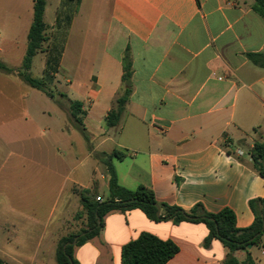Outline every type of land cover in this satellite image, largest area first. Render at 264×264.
<instances>
[{
  "label": "crops",
  "instance_id": "1",
  "mask_svg": "<svg viewBox=\"0 0 264 264\" xmlns=\"http://www.w3.org/2000/svg\"><path fill=\"white\" fill-rule=\"evenodd\" d=\"M253 2L46 0L47 40L34 58L42 57V72L49 67L52 83L67 85L70 105L82 102L90 140L74 118L66 119L55 93L50 98L42 92L57 105L42 109L49 121L36 136L46 143L39 148L43 154L13 156L23 165L38 161L48 173L43 192L57 197L49 208L25 198L0 200L1 259L55 264L57 243L68 236L70 225L71 206L64 196L73 186L91 189L96 181L100 199L110 197V175L96 152L127 154L113 159L126 188H152L159 202L186 211L198 204L210 213L228 208L239 229L252 225L250 202L264 198V177L249 154L264 140V18L252 9ZM27 23L28 37L32 21ZM7 42L0 32V60L18 69L27 39L23 57L15 55V39L10 46ZM127 51L132 94L119 125L111 128L106 117L123 89ZM16 60L20 66L9 63ZM20 120L34 122L27 110ZM142 233L178 246L166 264H223L227 254L219 239L204 244L206 224L154 221L136 208L109 213L100 235L75 247L74 257L79 264H122L123 247ZM250 249L255 263L264 264V234L259 246ZM235 256L242 261L246 252Z\"/></svg>",
  "mask_w": 264,
  "mask_h": 264
},
{
  "label": "trees",
  "instance_id": "2",
  "mask_svg": "<svg viewBox=\"0 0 264 264\" xmlns=\"http://www.w3.org/2000/svg\"><path fill=\"white\" fill-rule=\"evenodd\" d=\"M67 1L80 2L81 0ZM45 8L46 0H33V20L27 37L26 54L22 65L20 68L14 69L0 60V72L6 75H16L33 89L54 98V90L50 86L52 77L49 67L44 69L41 78L35 77L31 70L34 56L43 50V45L47 40V24L44 21ZM252 9L264 18V0H254ZM250 57L257 61L256 55H250ZM123 70L122 92L116 98L113 108L106 117L107 126L111 128L119 125L132 94V59L129 51L126 52L123 58ZM82 106L83 104L80 101L71 102V114L79 131L89 141L90 134L83 123L85 112L82 110ZM249 154L254 168L264 177V140L256 142L254 147L249 150ZM126 156L125 152L119 150L110 153H95V157L105 164L110 175V197L105 200H98L100 195L96 181L91 189L81 188L79 192L80 202L87 219V227L58 241L55 253L57 264H79L74 257L75 247L99 236L104 226V219L109 213L125 212L136 208L144 211L148 218L154 221L172 219L175 222H202L206 224L209 230L204 244L209 246L213 239H219L226 247L227 254L223 264H256L249 245L259 246L264 234V198H258L250 202L255 220L251 226L239 229L236 226V215L231 209L226 208L218 213H210L201 204H198L191 210L186 211L180 207L159 202L152 188L139 186L132 190L122 186L119 183L113 159L121 160ZM76 236H79L77 243L67 245L68 242H73ZM178 250V246L172 241L161 240L150 233H142L137 239L123 247L122 264H166L178 253ZM239 250L246 252L245 259L242 261L235 256L236 251ZM0 264L10 263L0 258Z\"/></svg>",
  "mask_w": 264,
  "mask_h": 264
},
{
  "label": "rangeland",
  "instance_id": "3",
  "mask_svg": "<svg viewBox=\"0 0 264 264\" xmlns=\"http://www.w3.org/2000/svg\"><path fill=\"white\" fill-rule=\"evenodd\" d=\"M18 13L21 15L19 16ZM32 16V0H24L21 3L17 0H0V32L6 36L8 46L11 44V38L19 43V46L14 49L16 56L23 57L25 53L23 42L27 39V34L24 33V27L28 24V20L31 23ZM76 38L81 41L84 36H76ZM0 59L3 60L2 57ZM9 63L14 66L21 65L19 60ZM43 67L42 57L36 56L32 64L33 75L39 78L43 77ZM51 71L54 73V70ZM50 86L56 97L59 98L58 100L62 102L66 119L74 120L71 115L70 101L66 98L67 85L57 83L54 79ZM56 106L45 94L33 89L19 77H7L0 72V200L4 199L10 203L17 197L25 198L31 203H42L43 208H49L55 202L57 197L55 194L43 192L47 170L40 167L38 161L23 165V162L15 159L13 155L23 156L25 153L39 157L43 154L39 148L46 143L36 136L40 127L49 121L46 120L47 117H43L42 109L56 108ZM23 110H27L31 114L34 122L23 124V121L20 120ZM28 136L32 140L27 141ZM24 167L26 168L24 169ZM80 190L81 188L73 186L71 194L64 196V202L71 206L67 220L70 224L69 231L66 232L68 235L87 227V219L80 202ZM42 211L44 213V210ZM54 262L57 264L56 260Z\"/></svg>",
  "mask_w": 264,
  "mask_h": 264
},
{
  "label": "water",
  "instance_id": "4",
  "mask_svg": "<svg viewBox=\"0 0 264 264\" xmlns=\"http://www.w3.org/2000/svg\"><path fill=\"white\" fill-rule=\"evenodd\" d=\"M99 222H100V220H99ZM78 238H79V236H76V237L74 238L73 242H68L67 245H68V244H74V245H75V244L77 243ZM65 247H66V245H65ZM249 248H252V245H249Z\"/></svg>",
  "mask_w": 264,
  "mask_h": 264
},
{
  "label": "built area",
  "instance_id": "5",
  "mask_svg": "<svg viewBox=\"0 0 264 264\" xmlns=\"http://www.w3.org/2000/svg\"><path fill=\"white\" fill-rule=\"evenodd\" d=\"M236 152H237L239 155H241V156L245 154V152H244L242 149H237ZM98 200L101 201L100 197H98Z\"/></svg>",
  "mask_w": 264,
  "mask_h": 264
}]
</instances>
